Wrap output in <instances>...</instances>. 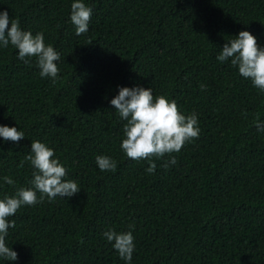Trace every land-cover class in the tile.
<instances>
[{
  "label": "trees",
  "instance_id": "trees-1",
  "mask_svg": "<svg viewBox=\"0 0 264 264\" xmlns=\"http://www.w3.org/2000/svg\"><path fill=\"white\" fill-rule=\"evenodd\" d=\"M74 2L0 0L60 54L53 84L35 58L26 65L0 47V126L24 133L0 138V199L31 187L34 169L19 165L36 140L80 189L9 217L18 259L0 264H126L103 236L110 229L132 231L131 264H264V131L254 123L264 124V94L216 59L241 31L264 48V0H81L92 16L79 36ZM121 87L152 88L197 114L199 137L154 160L153 174L121 151L125 122L110 104ZM98 155L116 170L101 171Z\"/></svg>",
  "mask_w": 264,
  "mask_h": 264
},
{
  "label": "clouds",
  "instance_id": "clouds-1",
  "mask_svg": "<svg viewBox=\"0 0 264 264\" xmlns=\"http://www.w3.org/2000/svg\"><path fill=\"white\" fill-rule=\"evenodd\" d=\"M92 9L81 0L71 5L70 22L75 26L77 36L85 34L89 29ZM9 24L11 25L9 28ZM11 45L18 51L17 59L26 65L35 58L41 78H50L55 84L59 69L56 61L60 54L51 46L45 45L44 34L33 35L30 31L21 29L18 19H10L8 12H0V47ZM216 59L221 63L238 68L239 75L251 81L260 94H264V48H261L256 37L248 31H241L237 37L224 44ZM201 90L205 89L201 85ZM110 104L116 109L123 124L122 153L130 160L139 163L144 160L149 166L146 171L153 174L156 169L154 160L178 153L185 144L197 139L200 134L198 117L195 112L185 116L181 114L175 100H169L164 95L154 96L153 89L143 87H121ZM257 130L264 131V124L259 117L254 122ZM0 138L5 142H19L24 139V133L16 127L0 126ZM55 157L54 150L39 140L32 141L31 151L24 156L19 167L29 163L34 169L31 187H20L14 195H4L0 199V258L16 261L18 253L6 246L5 238L8 229L15 227V221L9 222L22 206H35L45 198L51 202L57 197H72L80 189L77 182L65 180L67 169ZM171 164L176 163L174 157ZM96 164L101 171H115L117 163L108 156L96 157ZM167 167V165H165ZM4 184L13 186L10 176L3 177ZM39 194V195H38ZM134 229V225H129ZM104 238L112 244L119 258L126 264H131L135 248L132 231L117 233L108 230Z\"/></svg>",
  "mask_w": 264,
  "mask_h": 264
}]
</instances>
